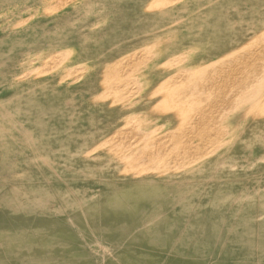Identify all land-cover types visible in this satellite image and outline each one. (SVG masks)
Masks as SVG:
<instances>
[{
    "label": "rangeland",
    "instance_id": "374dc122",
    "mask_svg": "<svg viewBox=\"0 0 264 264\" xmlns=\"http://www.w3.org/2000/svg\"><path fill=\"white\" fill-rule=\"evenodd\" d=\"M142 1L145 4L147 0ZM258 1L192 0L189 5H181L168 12L160 25L154 24L155 17L141 14L144 6L141 0H0V264H264V128L255 130L253 126H248V122L243 125V120L237 119L232 122L236 137L221 150L220 155L224 159L200 166L196 169L197 172L202 169L199 173L190 169L187 174L184 171L179 176L126 178L120 173V164L104 157L99 159L94 151L99 147L116 151L109 139L117 134L123 140L124 136L119 131L124 130L127 136L134 131L125 123H112L111 116L115 112L109 106L97 103L99 95L104 91L109 93L108 90H101L104 79L109 77L102 73L103 67L130 52L154 47L161 41L157 31L160 28L166 31L168 28L165 27L170 26L172 21L188 33L185 38H188L187 43L199 44L195 46L204 50L205 57L200 61L215 64L222 59V55L230 57L235 47L252 40L253 34L264 29V0ZM129 7H132L131 10ZM181 8L185 9V14ZM134 13L139 14L136 16ZM110 19L115 20L112 23ZM255 20H259L258 23ZM137 22L146 25L139 26L141 24ZM113 24H116L115 27ZM226 24L231 27L230 30ZM165 38L161 41L162 45L174 50L177 38L170 34ZM138 39L143 40L140 42ZM106 47L107 50L104 49ZM74 49H81L79 56L73 52ZM53 56H63V67L84 70L87 78L84 77L78 85L68 82L65 77L62 81L51 78L42 85L28 82L32 80L31 75L18 81L27 75L28 69L45 67ZM131 84L127 83L128 90L135 86ZM27 90L31 95L27 94ZM31 96L33 99H28ZM106 121L109 124L104 125ZM62 124L63 127L68 126L63 128ZM241 124L246 125L243 132L238 129H242ZM76 128L82 133L78 134ZM167 129L163 123L161 133L164 134ZM168 140L164 139L163 143L169 147L167 160L170 161L179 154V146L173 147ZM88 144L89 148H86ZM48 148L49 151L45 152ZM227 167L231 169L225 171ZM167 170L163 167L161 173ZM204 171H210L209 175ZM233 172L239 175L235 176Z\"/></svg>",
    "mask_w": 264,
    "mask_h": 264
},
{
    "label": "bare ground",
    "instance_id": "6f19581e",
    "mask_svg": "<svg viewBox=\"0 0 264 264\" xmlns=\"http://www.w3.org/2000/svg\"><path fill=\"white\" fill-rule=\"evenodd\" d=\"M137 1L138 0H136V2ZM199 1H201V0H199ZM259 1H261V0H259ZM136 2L134 4H136ZM141 2H142L141 4H144V2L142 0H141ZM189 2H192V0H147L143 7H142V5L140 6L143 8L142 9L143 12L141 14L144 13V15L146 17L147 16L155 17L156 19H154L155 20L154 24H160L161 25L163 23L162 20H163L164 16L167 15L168 12L179 8V6L182 7L181 5H189L188 4ZM240 2H242V1H240ZM249 2L251 3V0H249ZM132 4L130 6H133ZM205 5H207V4H205ZM88 6H91V5H88ZM238 6H241V5H238ZM255 6H257V5H255ZM255 6H254V8H255ZM227 7L225 8V10L227 9ZM113 8H115V7H113ZM131 8H130V10H131ZM183 8H181V9L184 11V14H185V9L187 11L188 8L187 7L185 9H183ZM198 8H201V6ZM233 8H237V7L233 6ZM189 9H190V7H189ZM194 9H196V8H194ZM202 9H204V8L202 7ZM261 9H262V7H261ZM105 10H107V9H105ZM255 10L256 9H254V11ZM135 11L138 12L139 10L135 9ZM140 11H141V9H140ZM181 11H178V13ZM198 12H200V11H198ZM108 13H109V11H108ZM178 13H177V15H178ZM137 14H139V13H137ZM137 14H135V15L137 16ZM181 14H182V12H181ZM123 15H124V13H123ZM144 15L143 16L140 15V16L144 17ZM177 15H175V16H177ZM190 15H192V14H190ZM225 15L227 17V14H225ZM237 15H238V13H237ZM99 16H98V18H99ZM124 16H126V15H124ZM255 16H256V14H255ZM120 18H121V16H120ZM143 19L145 20V18H143ZM176 19H177V17H176ZM96 20H98V19H96ZM112 20H115V19H112ZM112 20H111V22L113 23ZM129 20H127V21L130 22L131 20L130 21ZM133 20H136V19H133ZM137 20H138V18H137ZM154 20H151V22L152 21L154 22ZM236 20H238V19H236ZM259 20H255V21L258 23ZM136 21H135V23H136ZM141 21H142V19H141ZM114 22H116V21H114ZM120 22H121V20H120ZM122 22H124V21H122ZM183 22H184V20H183ZM135 23H134V25H136ZM138 23L139 22H137V24ZM142 23H139L141 25H139V24L138 25L143 26ZM187 23H189V22H187ZM115 25L113 24L114 27H115ZM145 25L146 24L144 23V26ZM231 25L232 24H230V26ZM255 25H256V23H255ZM103 26H105V21L103 22ZM109 26H111V25L109 24ZM139 26H136V27L138 28ZM227 26H228V24H226V27ZM136 27H135V29H137ZM148 27H149V25H148ZM148 27L146 26L145 28H148ZM153 27H155V25ZM201 27L199 29H201ZM232 27H234V25ZM247 27H248V25H247ZM252 27H253V25H252ZM228 28H229V30L231 29V27H229V26H228ZM73 29L74 28H72V32H73ZM88 29L89 28H87V30ZM120 29H122V28H120ZM124 29H127V28H123V30ZM158 29H159V26H158ZM160 29H159V31H157L158 40L161 39V41H162L163 38L168 36V34L175 36L177 38L176 39L177 42H176V45L174 47V50H173V48L170 50L169 48L164 47L162 45L163 42L161 43V41H159V42H157V44L154 47H152V46H151L152 48L147 47L149 49H147L146 51L130 52L129 54H126L125 56H123V58L121 57V59L117 58L115 60V62L114 61L111 62L108 66H105L102 69L103 70L102 73L106 74L109 77L107 79H104V82H105L104 87L101 86V90L102 89L108 90L109 93H105V91H104L103 94L99 95V97L96 98L98 101L97 103L100 102L102 104L109 106L115 112L114 115L111 116L112 117L111 118L112 123H115V124H124L125 123L126 125H129L130 130L135 131V132L134 131L130 132L129 134L131 135V133H135L134 134L135 136L128 137L130 135L129 134H128V136L125 135L126 133L124 132V130H121L122 128H120L119 130H121V131H119V133L121 134L122 137L123 136L125 137V138L123 137V140L119 135L117 136V134H115L117 136V137L115 136V138L109 137L110 138L109 140H111V142H112V147L115 148V150L117 152L112 151L110 149H102L100 147L95 148L94 151L96 152L95 155L100 157L99 159H102L101 157H104L106 160L109 159L110 161H113V162L120 164L122 166V168L120 169V173H123L126 178H127V176H137L139 178H145V177H150V176H154V175L163 176V177H170V176H174V175L177 176V174L179 176L180 173H182L184 171L186 173V171H188L190 169H195V171L197 172L196 169H198L200 166H204V164L216 162L221 158L224 159L220 155L221 150L224 149L226 146H228L230 144V142L234 139V137H236L235 125L232 124V122H235L238 119V120H243V125L246 122H248L249 123L248 126L249 125L251 127L253 126V128L255 130L256 129L259 130V128H264V29H262V31L257 32L256 34H253L254 36L252 35L253 36L252 40L241 43L239 46L235 47V49L233 48L235 51L233 50L234 52H232V55L230 57H228V56L223 57V55H222V57H221L222 59L218 60L215 64L212 62L211 63L210 62L204 63V62L200 61L201 59H203V57H205V56H203L204 50L200 47H197L199 44L197 45L194 43V45L193 44L191 45V44L187 43L188 38L187 39H185V38L188 36V33L183 31V27L181 25H179L178 23H173V21H172V24L170 26L165 27V29H167L166 31L162 30L164 28H162L161 30ZM226 29H225V31H226ZM245 29H247V28L245 27ZM103 30H105V29L103 28ZM148 30H149V32H152V31H150V29H148ZM151 30H153V29H151ZM155 30H153V31H155ZM214 30H217V29L214 28ZM227 31H228V29H227ZM245 31H248V30H245ZM250 31H252V30H250ZM69 32L72 34L71 31H69ZM75 32H77V31H75ZM107 32H108V30H107ZM190 32H192V31H190ZM109 34H111V33H109ZM128 34H129V32H128ZM84 35H87V34H84ZM88 35H90V33ZM99 35H100V32H99ZM113 35H115V33ZM144 35H146V34H144ZM147 35H148V33H147ZM57 36L59 37L58 34H57ZM126 36H128L130 38L129 35H126ZM234 36H235V34H234ZM42 37H43V35H42ZM91 37H93V36L91 35ZM128 37H126V39ZM189 37L191 38V36H189ZM250 37H251V35H250ZM138 38H140V37H138ZM114 39L113 40L111 39L112 42L114 41ZM123 39H124V37H123ZM123 39H122V41H124ZM174 39L175 38L173 37L172 40H174ZM248 39H249V37H248ZM138 40H140V42H142L141 39H138ZM219 40H221V39H219ZM231 41H235V40H231ZM206 42H208V41H206ZM109 43H106V44L109 45ZM126 43H128V42H126ZM166 43H167V41H166ZM166 43H164V44H166ZM92 44H94V43L92 42ZM123 44L124 43L122 42V45ZM100 45H102V44L100 43ZM103 45H105L104 41H103ZM195 45H197V46H195ZM201 45H204V44H201ZM227 45H228V43H227ZM117 46H115V48ZM139 46H141V45H139ZM118 48H119V46H118ZM104 49L107 50V47ZM204 49L207 50L208 48H204ZM111 50H113V49H111ZM211 51H209V52H211ZM47 52L50 53L49 51H46V53ZM73 52L78 54L81 52V49H76V50L74 49ZM116 52H118V51L116 50ZM172 52H173V54H172ZM107 53H109V52H107ZM118 54H116V56H118ZM105 55H106V53H105ZM78 56H79V54H78ZM64 60H65V58H63V56L60 58H58V56H53L50 59V61L45 63V67H43L42 69H39V70H36V69H30L29 70L28 69V71L26 73L27 75L25 77L23 76V78H19L20 77L19 76L18 81H22L24 79H27V77L31 75L32 80H29L28 82L34 81V82L40 83L42 85V83L47 82V80H49L51 78L54 79V77H55L57 79V81L58 80L62 81L63 80L62 78L65 77V80H67L68 82H74L75 84L77 83V85H78V82L80 81V83H81V80L84 77H86V75L84 74L86 71L85 72H84V70L77 71L74 68H73L74 70H72V68L69 69V66L63 67L62 61H64ZM106 60H108V59H106ZM204 61H206V60H204ZM200 62H201V64L202 63L203 64L201 65ZM22 63H23V61H22ZM68 63H69V61H68ZM105 65H106V62H105ZM82 69H84V68H82ZM97 72H99V71L97 70ZM5 81H6V79H5ZM130 82H132L133 84H131ZM85 83H87V82L85 81ZM127 83L131 84V85H135V86H131L132 88L128 90V88H130V87L127 88ZM52 85H53V83H52ZM11 88H12V86H11ZM11 88H10V90H12ZM23 89H25V88H23ZM45 89H44V91H45ZM42 90H43V88H42ZM51 90L53 91V89H51ZM15 92H17V90ZM15 92H13V95ZM28 92L29 91L27 90V94H30ZM38 92H39V90H38ZM22 93H23V91H22ZM33 93H36V92H33ZM18 94H20L19 91H18ZM35 95H37V94H35ZM40 95H43V94H40ZM22 97H23V95H22ZM25 97H26V95H25ZM25 97H24V99H25ZM30 98H32V96L29 97L28 99H30ZM52 98H54V97H52ZM24 99H23V101H24ZM28 99H26V100L28 101ZM16 103H17V101H16ZM34 103H35V101H34ZM34 103L32 102V104H34ZM19 104H21V103H19ZM111 106H114L115 108H112ZM96 108H97V106H96ZM55 109H57V107H55ZM20 112H22V111H20ZM64 112L68 113V111H66V110ZM63 113H62V115H63ZM36 114H38V113L36 112ZM97 114L98 113H96V115ZM0 115L2 116V114H0ZM43 115H45V114H43ZM68 115L69 114H67V117H69ZM82 115H84V114H82ZM35 117H36V115H35ZM70 117H71V115H70ZM81 117L82 116H80V118ZM62 119H59V120L62 121ZM99 120L100 119H98V121ZM87 121H88V119H87ZM26 122H28V121L26 120ZM58 122H60V121H58ZM88 123L89 122H87V125H88ZM163 123L165 124V127L169 128L166 130V132L164 134L161 133V128H162ZM107 124H109V122L105 123L104 125H107ZM39 125H41V124H39ZM44 125H46V123ZM55 125H57V124H55ZM100 125H101V123H100ZM243 125L241 124V126H240V127H242V129L238 128L240 130V132H243V130L246 129V125L245 126H243ZM66 126H68V125H66ZM49 127L51 128V126H49ZM49 127H47V128H49ZM53 127H54V129L53 128L52 129L55 130L56 129L55 126H53ZM62 127H63V124H62ZM62 127H61V129H62ZM65 127H63V128H65ZM87 127H89V126H87ZM101 127L103 128L104 126H101ZM113 127H115V126H113ZM52 129H50V130L52 131ZM76 129L78 130V131L75 130V131H77V133L81 132V131H79L81 129H78V128H76ZM66 130H65V132H66ZM249 130L253 131L252 129H249ZM86 131L87 130H85V133H87ZM44 132H46V131H44ZM69 132H71V131H69ZM36 133H38V132H36ZM39 133L37 135H39ZM52 133H53V131H52ZM54 133H57V132H54ZM262 134L263 133H260V135H262ZM71 136H72V133H71ZM82 136H85V135H82ZM70 137H69V140L71 139ZM91 137H93V136H91ZM225 137H226V139H225ZM251 137H253V136H251ZM42 138H43V136H42ZM257 138H260V137L258 136ZM164 139H167V140L169 139L170 142L173 144V147L179 146V154L177 155L176 158H170V161L167 160L169 147H168V145H165L163 143ZM52 140H53V138H52ZM256 140H258V139H256ZM240 141H241V139H240ZM251 141H253V140H251ZM40 144H41V142H40ZM80 144H78V145H80ZM82 144H84V143H82ZM89 144H92V142ZM89 144L87 145L88 147H86V148H89ZM12 145H14V144H12ZM78 145H76V146H78ZM61 146H63V144H61ZM67 147H70V146L68 145ZM82 148H84V147H82ZM86 148H84V149H86ZM71 149H72V147H71ZM81 149H78V150L82 151L83 149L82 150ZM59 150H60V146H59ZM64 150H66V149H64ZM44 151L45 152L49 151V148H48V150H44ZM53 152H51V153H53ZM87 152H85V153H87ZM51 153H49V155H51ZM82 153H84V152H82ZM256 153H258V152H256ZM30 155H31V152H30ZM55 157H56V155H55ZM66 157L67 156H65V158ZM88 157L86 156V158H88V159L91 158L90 155ZM98 157H96V158H98ZM68 158L69 157H67V159ZM246 159H248V158H246ZM161 160L168 161L169 163L162 162ZM225 160H224V162H225ZM249 160L252 161L251 159H249ZM219 162H221V161H219ZM116 163L114 165H116ZM228 163L231 164V166H233L232 163L227 162V164ZM222 164H224L223 161H222ZM234 164H236V163H234ZM98 165H100V164H98ZM219 165H221V164H219ZM87 167H90V165ZM117 167H120V166H117ZM163 167L168 168L166 173H161V170ZM228 167H230V166H228ZM228 167H227V169H225V171L231 169V168L228 169ZM237 167H239V166H237ZM19 169L20 168H18V170ZM210 169H211V167H210ZM118 170H119V168H118ZM200 170H202V169H200ZM200 170H198V171L200 172ZM206 170H208V169H206ZM47 171L48 170H46V172ZM199 172H197V173H199ZM209 172L208 173L205 172L206 175H209ZM215 172L217 173V171H215ZM192 173H193V171H192ZM221 173H222V171H221ZM184 174H182V175H184ZM235 174L236 173H234V175ZM42 175H43V173H42ZM194 175H195V173H194ZM237 175H239V174H237ZM237 175H235V176H237ZM38 176L41 177L40 175H38ZM199 176H201V174ZM186 177H187V175H186ZM218 177L216 174V178H218ZM24 178L26 179V177H24ZM227 178L229 179V176ZM231 178H234V177L231 176ZM34 179H35V177H34ZM164 179H166V178H164ZM179 179H181V178H179ZM167 180H169V178ZM199 181H202V180H199ZM203 182H205V180H203ZM190 183H188V185ZM180 185H181V182H180ZM190 187H192V185ZM42 190H44V189H42ZM49 193H50V191H49ZM188 194H189V192H188ZM228 196H230V195H228ZM51 197H53V195ZM233 197L230 199L232 200ZM47 199H48V197H47ZM239 199H238V201H239ZM101 247H103V246H101Z\"/></svg>",
    "mask_w": 264,
    "mask_h": 264
}]
</instances>
